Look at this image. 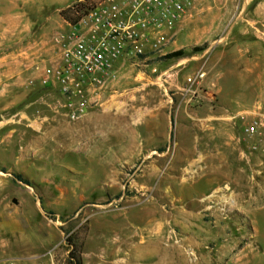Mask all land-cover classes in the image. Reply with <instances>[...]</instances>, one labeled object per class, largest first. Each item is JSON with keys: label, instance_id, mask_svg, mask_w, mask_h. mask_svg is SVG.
Here are the masks:
<instances>
[{"label": "rangeland", "instance_id": "374dc122", "mask_svg": "<svg viewBox=\"0 0 264 264\" xmlns=\"http://www.w3.org/2000/svg\"><path fill=\"white\" fill-rule=\"evenodd\" d=\"M100 1L0 0V264H264V0H195L71 119L40 77Z\"/></svg>", "mask_w": 264, "mask_h": 264}, {"label": "built area", "instance_id": "2783aa9c", "mask_svg": "<svg viewBox=\"0 0 264 264\" xmlns=\"http://www.w3.org/2000/svg\"><path fill=\"white\" fill-rule=\"evenodd\" d=\"M194 2L101 0L54 36L58 57L54 64L43 68L40 83L58 90L68 117L80 118L92 96L115 76L116 64L162 54ZM203 76L204 71L198 69L187 81L193 83ZM243 132L248 138L264 139V117H252L244 124ZM258 146L262 145L252 138V148Z\"/></svg>", "mask_w": 264, "mask_h": 264}, {"label": "trees", "instance_id": "16d2710c", "mask_svg": "<svg viewBox=\"0 0 264 264\" xmlns=\"http://www.w3.org/2000/svg\"><path fill=\"white\" fill-rule=\"evenodd\" d=\"M60 14H61V16H62L65 20H67L69 23H74V22L77 20V17H78V16H74L72 19H70V17H68V16L66 15V12L63 11V10L60 11ZM179 53H180V52L177 51V52H173L172 54L175 55V54H179ZM172 54H171V55H172ZM13 177H14L15 179H17V180H20V181H22V182H24V183H27V179H25L21 174L15 173V174H13ZM71 257H74V255H72V253H71ZM74 264H81L79 258H77V260H76V262H74Z\"/></svg>", "mask_w": 264, "mask_h": 264}, {"label": "crops", "instance_id": "0c3cea01", "mask_svg": "<svg viewBox=\"0 0 264 264\" xmlns=\"http://www.w3.org/2000/svg\"><path fill=\"white\" fill-rule=\"evenodd\" d=\"M60 18H62V17L60 16ZM67 23L65 24V20H64V18H62L61 22H60V25L63 26L65 29H67L68 28ZM17 28H18V24L14 20V22L11 25L10 24L8 25V27H7V29L5 31L7 32V34L8 33L10 34L11 32H15V31H16V33H18L19 30H17Z\"/></svg>", "mask_w": 264, "mask_h": 264}, {"label": "bare ground", "instance_id": "6f19581e", "mask_svg": "<svg viewBox=\"0 0 264 264\" xmlns=\"http://www.w3.org/2000/svg\"><path fill=\"white\" fill-rule=\"evenodd\" d=\"M155 226V225H154ZM156 229H158V228H156ZM117 263V262H116Z\"/></svg>", "mask_w": 264, "mask_h": 264}]
</instances>
